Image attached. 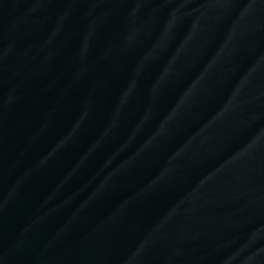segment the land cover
<instances>
[{"label":"water","instance_id":"95a60500","mask_svg":"<svg viewBox=\"0 0 264 264\" xmlns=\"http://www.w3.org/2000/svg\"><path fill=\"white\" fill-rule=\"evenodd\" d=\"M0 264H264V0H0Z\"/></svg>","mask_w":264,"mask_h":264}]
</instances>
